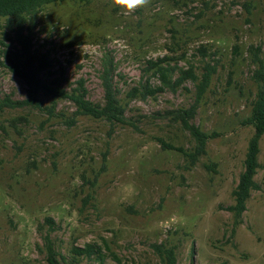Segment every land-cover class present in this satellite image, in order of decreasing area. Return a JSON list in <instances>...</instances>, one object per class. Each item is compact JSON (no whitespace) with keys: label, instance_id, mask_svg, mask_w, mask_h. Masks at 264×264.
Instances as JSON below:
<instances>
[{"label":"rangeland","instance_id":"rangeland-1","mask_svg":"<svg viewBox=\"0 0 264 264\" xmlns=\"http://www.w3.org/2000/svg\"><path fill=\"white\" fill-rule=\"evenodd\" d=\"M32 41L51 64L40 73L43 81L60 66L65 88L81 77L86 96L99 103L100 59L109 52L129 123L88 115L70 123L74 106L65 99L51 113L0 109V264H48L46 238L64 264H159L152 247L159 242L174 246L176 264H264V133L256 188L240 215L228 209L254 132L246 118L257 90L254 55L264 63V0H149L130 15L112 0L60 1L39 12ZM164 54L197 72L205 61L216 68L190 119L212 137L190 167L160 140L193 147L189 132L166 112L193 102V82L154 97L125 96L147 77L159 83L143 67ZM0 60V96L23 99L25 84ZM128 182L137 192L123 199ZM86 243L100 251L73 259L72 246Z\"/></svg>","mask_w":264,"mask_h":264},{"label":"trees","instance_id":"trees-1","mask_svg":"<svg viewBox=\"0 0 264 264\" xmlns=\"http://www.w3.org/2000/svg\"><path fill=\"white\" fill-rule=\"evenodd\" d=\"M73 1L88 3L92 0H0V58L7 63V68L11 73L20 78L25 84L26 95L23 99H11L10 96H0V109L4 107L28 106L38 110L47 109L52 112L55 103L59 99L68 100L73 104L74 110L71 116L67 118L68 122L73 123L77 115H88L93 118H99L107 121L109 124L125 125L129 123L125 116V106L118 96L120 90L113 81L115 62L109 52H104L100 59L99 79L103 90L102 102H94L87 95L85 80L81 77L73 82H68V88L62 85L63 68L59 66V74L49 81H43L40 77L42 71H50V61L45 52L39 53L33 46L32 32L36 25L39 12L47 5L60 2ZM5 40L10 44H5ZM197 51L202 55H207L206 47L199 45ZM179 58L174 59L173 55L147 59L143 71L157 77L159 83L149 84L148 77L138 85L131 86L125 92L129 99L134 97L146 98L147 96H156V94L165 91H175L184 81L191 80L195 87L193 102L186 108L170 109L166 112L171 114L172 118L179 121L184 129L191 135L194 145L191 149L175 147L160 140L161 147L171 148L179 151L187 162V167L197 162L198 157L205 153L207 140L212 134L202 131L199 126L190 122L194 116L198 103L205 92L212 73L215 72V66L208 61L201 65V70L189 64L186 67L177 65ZM253 62L256 65L252 71V78L256 83L257 90L251 102L250 114L246 122L250 124L254 132L249 138L245 158L244 169L240 172L238 182L232 190L235 204L229 205L228 209L234 211L236 215L245 210V202L249 197L250 191L256 188L253 179L256 168L258 167V141L264 133V63L258 55H254ZM0 63L2 61L0 60ZM41 96L49 97L50 106L42 103ZM49 226L52 227L53 220L46 218ZM153 250L158 257L159 264H176L175 249L172 245H166L163 242L152 244ZM46 259L48 264H64L63 256L56 253L49 238L45 239ZM100 251L99 246L93 243H86L84 246H72V258L85 257L90 258L93 254ZM114 259H119L113 255ZM190 264H193L190 262Z\"/></svg>","mask_w":264,"mask_h":264},{"label":"clouds","instance_id":"clouds-1","mask_svg":"<svg viewBox=\"0 0 264 264\" xmlns=\"http://www.w3.org/2000/svg\"><path fill=\"white\" fill-rule=\"evenodd\" d=\"M114 6L123 9L125 14H132L137 9L145 7L149 0H112ZM121 196L123 199L133 197L136 192V186L132 182L125 183L121 187ZM170 226V225H169Z\"/></svg>","mask_w":264,"mask_h":264}]
</instances>
